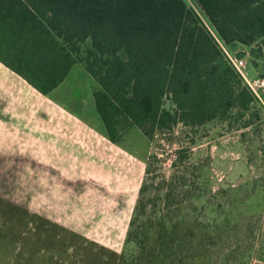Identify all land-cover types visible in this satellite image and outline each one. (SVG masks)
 Returning <instances> with one entry per match:
<instances>
[{
    "label": "rangeland",
    "instance_id": "obj_1",
    "mask_svg": "<svg viewBox=\"0 0 264 264\" xmlns=\"http://www.w3.org/2000/svg\"><path fill=\"white\" fill-rule=\"evenodd\" d=\"M251 48L225 46L264 76ZM85 69L67 81L95 87ZM55 98L49 126L39 99L26 123L0 128V264H264V91L227 120L152 137L133 125L116 142Z\"/></svg>",
    "mask_w": 264,
    "mask_h": 264
},
{
    "label": "trees",
    "instance_id": "obj_2",
    "mask_svg": "<svg viewBox=\"0 0 264 264\" xmlns=\"http://www.w3.org/2000/svg\"><path fill=\"white\" fill-rule=\"evenodd\" d=\"M195 1L210 26L185 0H0V59L43 93L84 62L113 142L227 120L256 96L218 40L264 56V0Z\"/></svg>",
    "mask_w": 264,
    "mask_h": 264
},
{
    "label": "crops",
    "instance_id": "obj_3",
    "mask_svg": "<svg viewBox=\"0 0 264 264\" xmlns=\"http://www.w3.org/2000/svg\"><path fill=\"white\" fill-rule=\"evenodd\" d=\"M76 63L73 64L62 82L52 90L43 93L29 83L25 77L0 59V128H2L3 125L4 128L13 129L17 122L23 121L26 123V118L23 117V114H27L28 112L31 113L30 111H33L35 100L39 99L45 103V105H42L41 112L43 124L45 127L49 126L51 115L49 111L50 97H56L55 100H59L60 102L58 104L59 107H62V109L65 107L70 110L74 118L76 114L85 111L88 116L90 115L89 118H92L94 122L97 123V119H99L100 116H98L99 114L96 111L92 95L93 88L96 86L93 87L91 81L84 83L80 82V84H73L71 81H67L72 69L76 67ZM86 72L91 76L87 70ZM64 100L68 102V104L65 103ZM62 111L65 112V110ZM24 127L27 128L26 124H24ZM10 136H14V134L11 133Z\"/></svg>",
    "mask_w": 264,
    "mask_h": 264
},
{
    "label": "built area",
    "instance_id": "obj_4",
    "mask_svg": "<svg viewBox=\"0 0 264 264\" xmlns=\"http://www.w3.org/2000/svg\"><path fill=\"white\" fill-rule=\"evenodd\" d=\"M223 50L225 51L226 56L230 60V62L235 66V68L241 73L244 78L245 83L251 89L256 98H261L262 91H264V76L255 75V76H247L244 73V68L246 66L245 60L242 57H236L231 55L226 49V44L222 40H218Z\"/></svg>",
    "mask_w": 264,
    "mask_h": 264
}]
</instances>
